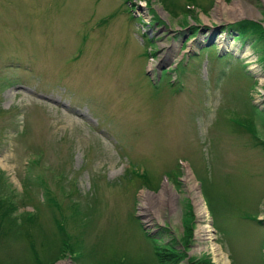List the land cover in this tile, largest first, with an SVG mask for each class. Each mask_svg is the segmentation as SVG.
I'll return each instance as SVG.
<instances>
[{"label": "rangeland", "instance_id": "obj_1", "mask_svg": "<svg viewBox=\"0 0 264 264\" xmlns=\"http://www.w3.org/2000/svg\"><path fill=\"white\" fill-rule=\"evenodd\" d=\"M174 1L0 0V264H222L189 177L264 264V0Z\"/></svg>", "mask_w": 264, "mask_h": 264}, {"label": "trees", "instance_id": "obj_2", "mask_svg": "<svg viewBox=\"0 0 264 264\" xmlns=\"http://www.w3.org/2000/svg\"><path fill=\"white\" fill-rule=\"evenodd\" d=\"M161 2L163 3V8L167 12H169V14H171L173 16H177V14L179 12L185 13V12L189 11L188 7L184 8L183 6H179L176 3V1H174V0H161ZM251 25H253V24H251ZM248 26H249V24L245 23V25L242 27L243 28L242 34L247 32L246 29H248ZM253 26L255 28L258 27V25H255V24ZM146 56H147V54H146ZM129 168L130 167H128L127 170H129ZM132 177H136L137 179H143L144 181H146V178H145L146 176L144 174L139 173L138 170H133L132 171ZM15 211H16V207H15V204L12 203V200L10 201L9 199H7V197L3 198L0 195V243L2 242L3 239L6 238V236H8L7 234H9V233H11L13 231L14 227L18 226L16 217H12V214H14ZM22 218H23V221L25 220L24 222H26V223L31 220V219H28V218L26 219L24 217H22ZM53 219H54V222H55V225H56L57 232L65 237V240L62 241V244H61L62 245L61 248H63V246L66 245L67 240H69V238L67 236V231L60 223H58L56 221L54 215H53ZM30 223L31 222H29V224ZM259 224L262 225L263 223L259 222ZM21 225L18 227L19 229L23 228V226H21ZM4 230H6V231H4ZM64 242H65V244H64ZM34 259L37 261V257L34 258ZM178 262H179L178 259H176L173 256L172 257H168V256H163L162 257V263H164V264H168V263L169 264H177ZM120 264H123V263H120ZM191 264H209V263L193 262Z\"/></svg>", "mask_w": 264, "mask_h": 264}, {"label": "bare ground", "instance_id": "obj_3", "mask_svg": "<svg viewBox=\"0 0 264 264\" xmlns=\"http://www.w3.org/2000/svg\"><path fill=\"white\" fill-rule=\"evenodd\" d=\"M188 179H189L188 182H190L189 190L193 192L194 194L193 200H194V206H195L196 213L198 217L205 222V225L202 227L200 232L203 233L204 239L208 240L211 243L210 244L211 252L213 254L214 259L218 262H221L222 264H228V260L226 256L224 255V253L220 250L218 245H216L213 242V240L215 239L213 235V230H212V227L209 225L208 213L205 209L206 207H204L203 201L201 200L199 192H197L196 190L197 189L196 184L193 182L192 178L189 177ZM164 191H166V189H164Z\"/></svg>", "mask_w": 264, "mask_h": 264}]
</instances>
